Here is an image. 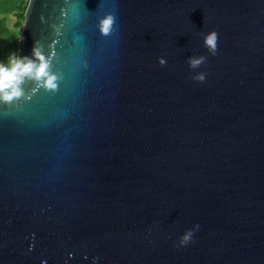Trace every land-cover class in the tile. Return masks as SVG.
<instances>
[{
	"label": "water",
	"instance_id": "95a60500",
	"mask_svg": "<svg viewBox=\"0 0 264 264\" xmlns=\"http://www.w3.org/2000/svg\"><path fill=\"white\" fill-rule=\"evenodd\" d=\"M34 48L56 88L0 101V264H264V0H29Z\"/></svg>",
	"mask_w": 264,
	"mask_h": 264
},
{
	"label": "clouds",
	"instance_id": "9594fccd",
	"mask_svg": "<svg viewBox=\"0 0 264 264\" xmlns=\"http://www.w3.org/2000/svg\"><path fill=\"white\" fill-rule=\"evenodd\" d=\"M114 21V16L108 14L102 20V31L107 33ZM204 46L213 55L217 49V33L215 30L201 34ZM33 55L37 59H31L27 56L23 58L13 57L10 59V67L0 64V101H11L22 95L21 83L28 77L39 81L44 87L55 89L57 80L56 74L50 71L49 61L45 59L39 48H34ZM161 64L166 63L163 57H159ZM205 60L203 55L191 56L188 63L191 67H196ZM194 80L203 82L205 80L204 73H198L193 77ZM199 223L193 225L192 228L186 229L176 241L178 246L187 245L193 237L194 232L199 229Z\"/></svg>",
	"mask_w": 264,
	"mask_h": 264
},
{
	"label": "crops",
	"instance_id": "0c3cea01",
	"mask_svg": "<svg viewBox=\"0 0 264 264\" xmlns=\"http://www.w3.org/2000/svg\"><path fill=\"white\" fill-rule=\"evenodd\" d=\"M28 0H0V55L3 59L13 53L19 43V30L15 27V14L25 12ZM1 60V59H0Z\"/></svg>",
	"mask_w": 264,
	"mask_h": 264
},
{
	"label": "rangeland",
	"instance_id": "374dc122",
	"mask_svg": "<svg viewBox=\"0 0 264 264\" xmlns=\"http://www.w3.org/2000/svg\"><path fill=\"white\" fill-rule=\"evenodd\" d=\"M28 2H29V0H28ZM27 5H28V3H27ZM15 16H16V18L13 19V20L15 21L14 22L15 27L19 30V39H20L21 30H22V27H23V24H24V20H25V12L22 13V9H21V13L20 14L16 13ZM17 53H18V46L13 49V53L10 54L7 57V59L2 60L3 57H2V55H0V59H1L0 60V64H3V65H6V66H9L10 67L9 61L13 57H16L17 58Z\"/></svg>",
	"mask_w": 264,
	"mask_h": 264
},
{
	"label": "trees",
	"instance_id": "16d2710c",
	"mask_svg": "<svg viewBox=\"0 0 264 264\" xmlns=\"http://www.w3.org/2000/svg\"><path fill=\"white\" fill-rule=\"evenodd\" d=\"M27 7V6H26ZM25 10H26V8H25Z\"/></svg>",
	"mask_w": 264,
	"mask_h": 264
}]
</instances>
